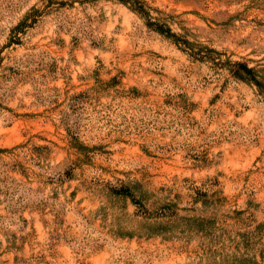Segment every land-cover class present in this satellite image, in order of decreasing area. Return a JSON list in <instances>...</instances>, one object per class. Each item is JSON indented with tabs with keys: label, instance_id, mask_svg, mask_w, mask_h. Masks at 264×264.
I'll return each mask as SVG.
<instances>
[{
	"label": "rangeland",
	"instance_id": "rangeland-1",
	"mask_svg": "<svg viewBox=\"0 0 264 264\" xmlns=\"http://www.w3.org/2000/svg\"><path fill=\"white\" fill-rule=\"evenodd\" d=\"M235 62L264 63V0H0V264H234L264 222Z\"/></svg>",
	"mask_w": 264,
	"mask_h": 264
},
{
	"label": "trees",
	"instance_id": "trees-1",
	"mask_svg": "<svg viewBox=\"0 0 264 264\" xmlns=\"http://www.w3.org/2000/svg\"><path fill=\"white\" fill-rule=\"evenodd\" d=\"M128 4V1H124ZM137 3L131 4V8L137 13L147 18V23L151 28L156 31L168 36L175 40L177 44L181 41L177 38V34L173 32L172 26L168 23H162L159 26L155 25L152 21V16L150 10H147L145 5H138ZM23 22L19 25L21 26ZM185 44H191L189 39H184ZM197 56L196 53L194 55ZM197 59H202L201 57H196ZM233 75L239 80L245 81L252 86H256L259 91L264 93V63H258L257 65L250 66L247 62H235L230 68ZM193 219L188 218V225L192 224ZM241 239L236 241L237 251L239 255L233 256L235 259L234 264H264V222L257 225L254 231L239 234ZM244 252L241 254V251ZM237 261V262H236Z\"/></svg>",
	"mask_w": 264,
	"mask_h": 264
}]
</instances>
